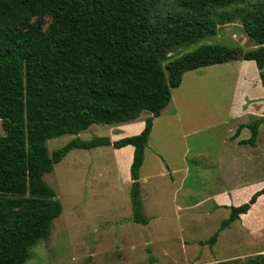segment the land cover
<instances>
[{
    "label": "trees",
    "instance_id": "obj_1",
    "mask_svg": "<svg viewBox=\"0 0 264 264\" xmlns=\"http://www.w3.org/2000/svg\"><path fill=\"white\" fill-rule=\"evenodd\" d=\"M246 0H0V264H24L28 250L49 233L61 205L42 180L65 153L110 145L132 146L128 176L131 220L145 224L139 167L152 118L159 115L184 71L234 60H252L264 87V5L240 17L253 42L241 51L200 44L166 58L167 52L212 36L214 9ZM222 13V14H221ZM218 16L225 15L221 12ZM44 18L48 19L43 28ZM149 113L135 135L116 140L72 138L47 154L46 139L77 134L90 124H116ZM264 111L238 124L253 145ZM264 187L228 207V215L198 244L245 213ZM208 264H224L216 261Z\"/></svg>",
    "mask_w": 264,
    "mask_h": 264
},
{
    "label": "rangeland",
    "instance_id": "obj_2",
    "mask_svg": "<svg viewBox=\"0 0 264 264\" xmlns=\"http://www.w3.org/2000/svg\"><path fill=\"white\" fill-rule=\"evenodd\" d=\"M261 4L264 5V0H246L222 10H212L210 16L217 26L215 34L167 52L166 58L190 51L200 44H221L241 51L252 49L253 42L240 27V17ZM222 11L227 16H218ZM47 23L48 19L44 18L42 27ZM254 69L255 66L247 68L250 73L247 96L254 99L251 105L254 115L242 118H248V121L255 112L264 109V87L256 82ZM203 79L195 85L183 81L182 89L187 92L183 94L196 107L195 112H205L207 108V114L219 118L231 96H237L238 89L232 86L233 74L228 69H208ZM202 92L214 99L219 96V100L204 104L202 108L195 100ZM145 115V111L139 114L140 117ZM205 121L199 118L194 124ZM234 121L227 119L224 124L204 128L186 137L173 129L159 139H153L155 165L170 167H162V171L154 168L156 166L151 165L154 159L148 157L151 156L149 149L142 179H139L145 224L131 220L130 182L127 173L125 175L116 164L110 145L68 150L41 176L53 190L61 211L51 221L47 237L29 248L24 264H208L216 261L264 264V225L252 223L251 214L220 230L212 245L197 243L207 239L228 215L226 208H216L213 204L210 198L213 194L224 188L229 190L235 184L246 185L264 179L263 133H260L257 151L247 148V151L237 153L239 161L232 164L235 177L226 165H219V158L227 155L225 150L232 146L227 129ZM122 123H93L77 134L46 139L47 154L75 137L88 140L104 136L116 140V126ZM248 151L254 155L252 159L248 157ZM182 162L185 165L180 166ZM148 171L151 176L147 178ZM260 210L264 211V203Z\"/></svg>",
    "mask_w": 264,
    "mask_h": 264
},
{
    "label": "crops",
    "instance_id": "obj_3",
    "mask_svg": "<svg viewBox=\"0 0 264 264\" xmlns=\"http://www.w3.org/2000/svg\"><path fill=\"white\" fill-rule=\"evenodd\" d=\"M249 66L251 67L255 66L252 60H234V61L211 64V65L199 67L193 70L184 71L182 73L179 85L171 89L170 99L168 103L162 108L158 116L152 118L151 128H150V131L147 137L146 146L143 149V158H142V163L139 167L138 181L139 179H142V169L146 161V156L150 150H151V156L148 154L149 155L148 157L152 158V160L154 159V161L151 162V165L152 166L155 165L156 148L151 143L153 142L154 138L159 139L160 136H162L163 134H168L169 131L171 132L173 129L175 130L177 129L179 134L182 137H186L189 134L198 132L204 128H207V127L210 128V127L224 124L227 119L235 120L234 123H232L227 129V134L230 133L228 140L230 139V143H232V146L231 148H227L225 150L227 155H224L223 158L220 157L219 158L220 160L218 161V163L219 165H221V163L226 165L230 169L231 173L233 174L232 176L235 177L234 171H232L233 170L232 164L234 165V163H237L239 161V159L237 158V153L244 151V150L247 151L246 150L247 148H249L251 151H257L260 133L264 134V121H263L257 127L258 136L256 135L253 145L238 143V140L246 139L247 135H249V131L246 127H241L235 138L231 137L234 131L236 130V127L238 126V124L248 122V118H246L245 120L242 119L245 115H254L252 114V111H251V105L254 99L251 98L252 96H249V97L247 96V89H246L247 86L249 85V78H250V73H248L247 71V68ZM215 68H221V69L223 68V69L230 70L233 74V85L232 86L233 88L238 89L236 90V93H235L237 96L236 97L231 96L229 104L225 107L224 113L222 112V116L219 118H214L213 114H207L209 111V109L207 108L205 112H203V110L200 112L198 111L195 112L196 107H194V105L191 104V101L189 102L187 96L183 94L184 92L185 93L187 92L182 89L183 81H186L187 84L190 82V83H194L195 85L201 81H204L203 78L206 75V72L208 69H215ZM255 69L253 71H254V75L257 76L256 82L260 84L257 69L256 70ZM263 69H264V66H263ZM240 88H242L241 91H240ZM197 95L198 96L195 97V100L197 99L199 105L202 104V106H200L202 108L204 104L207 105L209 102L214 103L215 101L219 100V96H217V98L215 97L214 99V96H210L207 94L205 95V93L203 92ZM262 104L264 106V102H262ZM170 105H171V108H170ZM263 110L260 109L258 113L255 112L256 115L254 117L260 116ZM147 116H149L148 112H147V115H145L144 117L139 116L132 121L124 122L122 124L117 125L116 126L117 128L115 129L117 135H115L114 138H121V137L139 133L143 127V119ZM199 118L205 119L206 121L203 123L194 124L196 121H198ZM237 119H240V121H237ZM245 145H247V147ZM112 151L114 152L115 157H116L115 158L116 164L118 166H121L122 170L125 172V175L127 173V176H128V166L131 161L132 146L125 145L120 148H113ZM185 151H186V148H184L183 153H182L183 158L185 156ZM248 157L252 159L254 155L251 154V152H249ZM166 163L169 164L168 161ZM182 165H185L184 162H182V164L180 163V166ZM155 166L156 167L154 168H159L160 171H162V167L165 169H169L170 167V165L166 166L162 164H156ZM146 176L147 178L150 177L151 173L148 171ZM128 179H129V176H128ZM263 187H264V179L254 180L250 184H246V185L235 184L233 187H230L229 190L226 188L221 189L217 191L215 194H213L210 198L213 201V204L216 206V208L223 207V208H226L228 211L229 206H237L245 202L253 192ZM263 203H264V191L256 197L254 203L250 205V207L247 209L245 213L239 214L238 219L246 218L249 214H251L253 216L250 219L253 221L252 223H255V224L257 223V226L260 225L261 227H263L264 211L260 210L261 205ZM238 219L232 222H236Z\"/></svg>",
    "mask_w": 264,
    "mask_h": 264
}]
</instances>
